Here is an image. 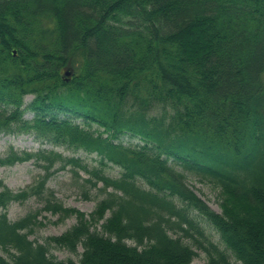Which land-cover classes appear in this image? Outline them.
<instances>
[{
    "label": "trees",
    "instance_id": "trees-1",
    "mask_svg": "<svg viewBox=\"0 0 264 264\" xmlns=\"http://www.w3.org/2000/svg\"><path fill=\"white\" fill-rule=\"evenodd\" d=\"M0 133L121 170L112 179L53 150L9 147L1 166L33 160L44 174L17 193L0 181V248L11 256L0 264H191L195 252L173 229L202 239L205 264H236L198 217L236 262L264 264V0H0ZM124 135L139 145H123ZM169 161L216 189L221 212ZM56 165L84 170L106 195L87 218L47 193L42 211L76 218L47 243L81 245L78 263L28 238L41 211L14 223L4 212L47 191Z\"/></svg>",
    "mask_w": 264,
    "mask_h": 264
},
{
    "label": "rangeland",
    "instance_id": "rangeland-1",
    "mask_svg": "<svg viewBox=\"0 0 264 264\" xmlns=\"http://www.w3.org/2000/svg\"><path fill=\"white\" fill-rule=\"evenodd\" d=\"M33 99V95L28 94L24 97V106H26ZM32 114L26 112L24 118L30 120ZM80 122V121H79ZM92 130L97 129L96 125H92ZM123 145L137 144L138 140L131 139L127 135L121 138ZM9 147H12L17 151L26 152H37L41 149L53 150L60 153L64 157H74L79 159L83 165H86L88 169L102 170V172L109 178L117 179L121 174L119 167L112 164L101 165L98 162V157L94 153H86L82 150H69L64 147H53L47 144L45 141L42 142L31 134H0V156L3 155ZM169 164L178 172H181L185 177L186 185L212 210L216 213H220L221 209L219 206V194L205 180H201L196 175L185 170L179 163L170 161ZM57 170L50 177L46 183V190L40 196H30L23 201H12L7 206L5 213L9 222L14 223L26 216L28 213L41 211L38 219L43 223L42 226L35 229L30 235L29 239L36 241L37 243L45 244L48 248V255L54 257L59 261H66L68 259L78 263L83 248L81 245L76 247L75 252H70L66 248L59 247L53 243H47L49 237L59 236L76 223L74 215L59 220L58 215L51 214L46 211H42L45 205V200L48 198V192H52L56 200L62 203L66 207H71L84 213L88 218L89 214L94 210L97 203L104 198L106 195L97 188L102 187L101 182H97L96 187H92L91 183H86L85 180L90 178L84 170L77 168V174L72 172L71 166L61 169L59 165H56ZM44 174V170L41 166L35 163L33 160L16 163L12 166H1L0 165V181L12 192L17 193L32 183H34L41 175ZM94 181V178H91ZM137 184L143 188H147L145 182L138 180ZM109 216V212H106L105 218ZM200 227L203 229L204 235L212 241L219 249L223 250L228 256L232 263L239 264L236 262L231 251L225 247L220 240L218 233L209 224L197 218ZM96 227V231L101 233L99 225ZM93 228V227H92ZM173 238L179 237L183 243L189 245L195 252L191 264H205L207 256L205 252L198 247V243L202 242V239L193 231H190L191 237L183 235L178 229H173L169 232ZM0 256L10 260V253L0 248Z\"/></svg>",
    "mask_w": 264,
    "mask_h": 264
},
{
    "label": "water",
    "instance_id": "water-1",
    "mask_svg": "<svg viewBox=\"0 0 264 264\" xmlns=\"http://www.w3.org/2000/svg\"><path fill=\"white\" fill-rule=\"evenodd\" d=\"M69 73H70L69 71H66V72H65L66 75H69Z\"/></svg>",
    "mask_w": 264,
    "mask_h": 264
}]
</instances>
